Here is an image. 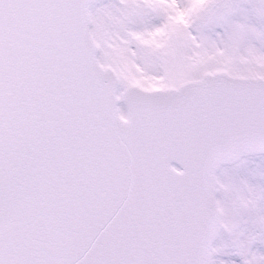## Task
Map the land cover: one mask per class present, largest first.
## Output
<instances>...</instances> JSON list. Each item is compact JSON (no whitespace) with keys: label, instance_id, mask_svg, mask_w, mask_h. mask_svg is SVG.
<instances>
[{"label":"snow or ice","instance_id":"1","mask_svg":"<svg viewBox=\"0 0 264 264\" xmlns=\"http://www.w3.org/2000/svg\"><path fill=\"white\" fill-rule=\"evenodd\" d=\"M0 264H264V0H0Z\"/></svg>","mask_w":264,"mask_h":264}]
</instances>
